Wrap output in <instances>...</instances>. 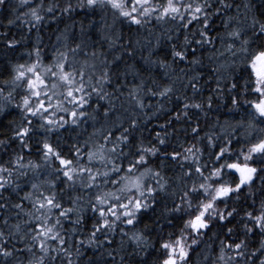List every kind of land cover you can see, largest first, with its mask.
Wrapping results in <instances>:
<instances>
[{"label": "snow or ice", "instance_id": "snow-or-ice-1", "mask_svg": "<svg viewBox=\"0 0 264 264\" xmlns=\"http://www.w3.org/2000/svg\"><path fill=\"white\" fill-rule=\"evenodd\" d=\"M30 2L31 0H19L20 6H29ZM8 5L9 0H0V7L7 8ZM232 7L233 4L228 0H163V3L160 0L155 2L153 0H76L75 4L71 0H66L63 6L50 4L45 8L41 0V3L35 7H28L25 12H20L15 6L8 9L9 15L5 17L4 26L27 25L28 32L38 30L37 26L43 24L46 17H50V20L55 22L57 9L61 15H67L69 18L77 9L83 11L86 17L96 15L98 10L110 9L113 22L110 25L107 23L102 25L106 30H112V34L103 37L109 48H114L116 42L123 38L114 30L117 20L126 21L129 26L135 25L137 28L149 24L153 17L156 21L179 19L184 30H188L194 22L200 24V27L191 33V38L189 35H184L182 42L179 38L173 42V37L167 36L170 45L167 49L160 47V39L157 38L156 45L149 52V56L157 55V59L143 57L146 65L143 71H150L153 65L167 70L172 65L185 61L189 65L200 67L202 59L196 55L198 48H203L205 45L214 46L218 40L224 43V36L219 33L212 34L215 31V18L221 16V23L226 30L225 36L232 41L226 44L225 51L230 53L232 59L229 63L218 64L210 70L215 87L211 90L212 94L200 102L195 101V96L202 91L200 80L204 78L203 72L191 68L190 71L194 74L187 75L185 69H179L180 73L187 76L188 83L184 87H190L193 96L177 97L182 103L172 119L187 120L193 139L201 142L206 139V147L214 151L209 153L212 165L210 168L207 163H200L204 150L197 147L196 143L184 148L183 152L173 150L162 153L164 159L176 161L181 169L185 168L183 161H191L187 165V170L183 172V177L191 178L195 174L203 181L198 185L193 182L190 187L184 184L180 189V203H176L174 199L176 190L169 192V184L161 175V171L147 166V157L157 156L161 154V147H167V132L163 137L160 133H156L155 139L160 147L154 144L145 146L143 141L133 144L130 131L125 128L120 136L116 137V143L111 148H106L107 142L113 136L109 131L103 136L105 145H99L96 152L87 153L89 163L99 156L105 166L111 164L109 171L105 172L99 170L93 172L92 168L80 165V147L73 145L69 149L75 157L74 163L73 159L65 158L46 139L48 134L58 132L66 124L78 125L81 119L89 118L90 114L85 111V107L90 106L93 94L98 100L108 101V107L97 104L96 111L105 118L109 117L116 107L114 100L118 97L115 93L120 92L123 87L121 78H126L128 73L141 76L143 74L134 64H125L123 70L120 68V61L124 55L129 58L135 56L136 46L141 45V40L133 41L129 38L128 42L121 46L122 54L113 56L112 60H108L103 51L91 52L90 57L93 60L99 59L102 65L100 74L93 83V76L89 75L86 80L84 68L75 67V60H69L70 54L75 57L79 52H83L92 39L83 21L80 27V42L76 43L75 47L63 44L62 47L65 49L63 51L60 48L55 49L53 62L49 65L43 64L42 49L39 47L41 41L38 37L36 45L26 53L29 58L34 56L35 59L31 63L12 66L8 73L9 78L4 80L3 86L0 87V96L6 101L0 104V125H4L7 120L6 126L12 131L11 137L0 140V145L7 148L11 142H18L21 150L14 160L8 162L9 167L0 164V209H17L19 211L16 215L19 217L24 211V202L27 201L30 205L29 211L25 213L29 220L25 221L24 225L21 223L11 225L7 233L0 230V241H3L0 243V258H3V264H9V258H13L16 252L32 254L33 259L29 264H45L46 256L55 260V256H50L52 252L63 254L66 264H109V262L111 264H190L191 253L199 247L201 238L213 227L222 229L227 240H220L219 255L212 264H257V260L258 264H264V199L260 200L257 207L256 191L253 190V186L259 181L258 191L264 195V128L257 127L258 124H264V0H247L243 4L245 9L243 20L225 15ZM240 7L236 5L237 13ZM12 13L16 15L13 17ZM94 26L95 21H90V27ZM67 31L66 25L64 32ZM2 35L5 38L4 46L8 50H15L23 40L27 39L24 36L19 39L15 36L9 38L7 31ZM197 36L199 39H196ZM57 40H60V36H57ZM147 43L151 44V40ZM237 43L239 47L236 46ZM193 44L197 48L191 47ZM85 55L89 54L85 53ZM90 68L94 69L95 65H91ZM113 77L116 81L113 92L104 91L106 85L113 84ZM180 78L177 76V79ZM205 83L208 81L205 80ZM143 85L144 81L141 79L139 84L129 89V96L137 99L136 93ZM20 86H23L26 94L21 97L19 103L13 105L11 103L14 99L13 92ZM5 88L10 89L6 96L3 95ZM148 91L152 96L167 97L173 92V88L167 86L159 92L149 88ZM225 96L230 100L232 106L230 111L239 108L241 104L247 105L251 110L250 118L247 121H237L235 125H228L232 131L220 142H217L218 138L215 134L205 133V136L201 137L199 120L197 119L192 126L190 113L193 110L204 112L205 107L211 110L214 100ZM247 96H253L255 99H242ZM137 104L143 107L138 99ZM101 108H103L102 112H100ZM17 110L20 117L19 124L15 120L8 119ZM58 112L68 114L70 120L65 119L64 116L56 119ZM33 118H37L36 125L33 124ZM171 122L170 119L168 124L170 125ZM136 124L137 122L132 120L130 127L135 128ZM166 126L161 125L162 128ZM241 128L245 129V132L235 142L240 143V139H243L245 144L234 149L233 139L229 137ZM257 133L259 135L255 142H252V136ZM34 135L41 136L36 143V149L44 164L49 167L53 162L59 164V167L53 169L55 180L44 182L52 191L46 195L41 191L44 184L33 182L30 185L31 190L24 191L23 196L19 197L20 202L11 204V196L23 191L12 177L15 175L18 180L22 176H27L26 169L30 168L35 172L41 167L40 164L31 161L25 164L22 154L25 150L29 152L32 150L30 140ZM118 145L129 147V154L134 157L128 162L126 169L123 165L116 164L112 158ZM132 148L135 150L132 151ZM120 155H125L123 150ZM140 168L144 170L136 175V171ZM121 171L125 172L124 176L111 180L112 184L120 185L114 192L98 193L86 204L81 197H69V202L73 206L67 208L57 199L56 181L61 177L69 188L74 187L79 180L82 188L91 189L94 186L100 187L96 183L98 178H105L103 182L108 183L106 178L110 174H119ZM205 171H208V175H204ZM229 175L236 179H225ZM149 178L154 181L155 186L147 182ZM9 187L12 191L5 197L3 193L9 192ZM63 191L61 189V192ZM169 199L172 200L171 207L167 203ZM249 200L251 204L248 207L251 210L242 208L241 205ZM157 208H160L159 213ZM54 210L58 211L55 217H53ZM89 211L92 213L91 216L87 214ZM149 213L152 215L149 216ZM70 215L75 216V220L70 221L73 225L71 232H80L84 236L83 239L75 241L74 251L66 246L67 238L62 234L65 231L63 221L69 220ZM185 216L187 219L184 218ZM33 220L34 224H32ZM233 221L236 223L233 224ZM3 224L8 226L7 217L4 218ZM30 224L31 227H27ZM141 224L143 226L138 227ZM121 225L128 226L129 231H125ZM25 227L27 231H24ZM85 228L86 231H82ZM118 228L120 240L116 241L114 236ZM165 229L174 230L166 233L167 239L164 238ZM234 232L240 233L242 238H234ZM17 235L21 240L27 238L24 249L8 246L7 240ZM257 235L261 237L259 246L250 250L249 237ZM50 242H57L58 246L51 248ZM37 247L41 253L38 257L34 252ZM16 264L21 262L17 261Z\"/></svg>", "mask_w": 264, "mask_h": 264}, {"label": "trees", "instance_id": "trees-1", "mask_svg": "<svg viewBox=\"0 0 264 264\" xmlns=\"http://www.w3.org/2000/svg\"><path fill=\"white\" fill-rule=\"evenodd\" d=\"M45 8L50 4H60L63 6L66 3V0H42ZM73 4L76 3V0H71ZM155 2V0H153ZM163 3V0H160ZM228 2L233 4L231 9L226 11V16H234L238 17V19L243 20L245 9L243 8V4L247 2V0H228ZM41 3V0H31L29 6H20L19 0H9L8 7H0V87L3 86L2 82L9 78V71L12 66L16 64H24L31 63L32 60L35 59L33 56L29 58L26 53L31 51L33 47L36 45L38 41V37L40 38L39 47L42 49L43 56V64L49 65L53 62V53L55 49L60 48L61 51L65 50L62 45L67 44L68 47H75L76 43H79V34L81 21L85 28H88L92 39L89 41V46L83 50V52H79L75 57L69 55V60H75V67L80 68L83 67L86 73L85 79L87 80L88 76H93V83H95V78H97L100 74V70L102 65L100 64V60H93L90 57V53L93 51H103L106 54L108 60H112L113 56L122 54V45L126 44L131 38L133 41L136 39L141 40V45L136 46L137 50L135 56L129 58L127 55L123 56L122 61H120L121 70L124 69L125 64H134L135 68L140 69L143 73L141 75H134L132 73H128L125 77L121 78V83L123 87L120 89V92L115 93V96L118 97L114 100L116 107L112 110L109 117L105 118L102 115L98 114L96 111L97 104L103 105L104 107H108L107 100H98V97L93 94L90 101V106L85 107V111L89 113V118L81 119L78 122V125L66 124L64 128L59 129L58 132L48 134L46 139L50 142L54 148L59 150L61 154L68 159H73L75 163V157L70 153L69 149L76 145L81 148L79 163L82 166L90 167L93 169V172L99 170L100 172L109 171L111 168V164L105 166L104 162H101L99 156L94 158V160L89 163L87 158L88 151L96 152L99 145H105V141L103 139L104 135H107L109 131L113 133V136L110 138L109 142L106 144V148H111L113 144L116 143V137L120 136L125 128H128L130 131V138L133 140V144H138L140 141H143L145 146L157 145V141L155 139L156 133H160L161 136H164V133L167 132L168 135L166 137L167 147H161V154L157 156H149L148 159V167H152L154 170L158 169L161 171V175L168 182L169 188L168 191L171 192L176 190V197H174L176 203H180L179 195L180 189L184 184H187L189 187L195 182L197 185L203 182L197 175H193L191 178L183 177V172L187 170V165L191 163V161H183L185 164V168L181 169L179 163L172 160L164 159L162 153L172 152L173 150L183 152L184 148L189 147L192 143H196L197 147L203 149V155L200 158V163L211 165V158L209 153L214 151L213 149L207 148V141H197L193 139V135L191 134L190 124L187 120L176 121L172 119L174 117L175 112L181 106L182 101L178 100L177 97H192L193 92L192 89L185 88L184 85L188 83L187 76L180 73L179 69H185L187 75L194 74L190 71L191 68H195V71H202L204 78L200 80V85L202 86V91L200 94L195 96V101L200 102L201 100H205L206 97L212 94L211 90L215 87L213 75L211 73V69L217 66L218 64L227 63V59L220 58V54L225 50L226 44L231 43L225 36V28L221 23V16H217L215 18V31L212 33L216 35L219 33L221 36H224V43H221L219 40L212 45H205L203 48H198L197 57L202 59V65L200 67H195L189 65L187 61L184 63H177L172 65L169 69H163L158 66H151L150 71H143V68L146 67L144 65L143 57H149L151 60H156L157 55L149 56V52L153 49V46L156 45L157 38L160 39V47L167 49L170 45L167 41V36L171 35L173 37V42L179 38V41H183L184 35H189L191 38V33L200 27L198 22H194L188 30H184L181 27V22L179 19L176 21L172 20H164V21H156L153 17L149 24L145 25L143 28H137V26L129 24L125 22H121L117 20L114 25V30L117 34L122 35V39L116 42V46L114 48H109L107 41L103 38L104 35L112 34V30H106L102 25L105 23L112 24L113 22V14L112 10L107 9L105 11H97V14L91 17H86L83 11L77 9L76 12H73L71 18L67 15H61L59 10L56 11L57 20L52 22L50 17H46L45 22L41 25H38V30H33L28 32V26L25 25L23 27H19L16 25L7 26L5 17L9 15V8L15 6L19 8L20 12H25L28 10V7H35L37 4ZM236 5H240L239 13H237ZM43 14V13H42ZM13 17L16 13H12ZM103 18V19H102ZM75 21V24H73ZM90 21H95V26L90 27ZM186 22V21H185ZM68 26V31L64 32L65 26ZM230 30V29H229ZM7 31L9 33V38L15 36L19 39L21 36L27 37V39L21 42V45L18 46L15 50H8L4 46V36L2 33ZM75 34V35H74ZM57 36H60V40L58 41ZM67 37V40H65ZM196 39H199L197 36ZM151 40V44H148L147 41ZM60 42V44H58ZM239 47V44L236 45ZM191 47L197 48L195 44ZM85 53L89 55H85ZM157 54H159V50H157ZM227 54H229L227 52ZM103 59V57H101ZM170 59V58H169ZM189 59L191 56L189 55ZM91 65H95V68H90ZM167 72V75H165ZM177 76H180V79H177ZM141 79L144 81V85L138 92L136 93L137 99L140 100L143 104V107H140L137 104V99H133L129 96V89L132 88L133 85L139 84ZM205 80L208 83H205ZM153 81L155 83H153ZM115 77H113V84L106 85L104 91L109 93L113 92ZM51 83V80L49 81ZM171 86L173 88V92L169 94L167 97H162L159 95L152 96L148 91L150 88L152 91L159 92L164 87ZM10 89L5 88L4 96L7 95V92ZM61 89H58V91ZM23 86H20L13 92L14 99L11 101L13 105L19 103L21 101V97L25 95ZM242 99H255L253 96L243 97ZM191 102V101H189ZM6 103L3 99V96H0V104ZM217 105H219L217 107ZM67 106V105H66ZM70 107V106H68ZM230 100L227 97H221L214 100V106L211 110L205 107L204 112H200L198 110H193L190 113L192 117V126H194L196 120H199L202 131L200 132V136L204 137L205 133L208 135L215 134V137L218 138L217 142L222 141L225 136L232 131L228 125H235L237 121L245 120L247 121L250 116V109L247 105L241 104V106L237 109H231ZM103 111V108L100 109V112ZM206 113V114H205ZM60 116H64L65 119L70 120L68 114L64 112H58L55 116L56 119H59ZM92 117H95L93 119ZM242 117V118H241ZM9 120H15L17 124L20 123V117L18 114V110L12 117L8 118ZM172 120L171 124H168L169 120ZM132 120L137 122L135 128H131L130 124ZM8 121L6 120L4 125H0V140H7L12 135V131L9 127H7ZM33 124H37V118H33ZM161 125H167L162 128ZM260 128H264V124H259ZM223 126V127H222ZM245 129H238L232 136L229 138L233 139V148L238 149L242 145L245 144L243 139H240V143H236V139L241 138ZM259 135V134H258ZM257 138V134L254 135L251 140L255 142ZM41 139L40 135H34L31 137L30 143L32 145V150L29 152L27 150L23 151L24 163L27 164L29 161L32 163L40 164L41 167L38 171H33L32 169L27 170V176H22L18 180L14 175L12 179L18 183L23 191H19L18 194H13L11 196L10 203H19V197H22L24 191H29L31 183L35 182L38 184H44L45 181L55 180V175L53 174V169L59 167L58 162H53L51 167L44 164L41 155L37 152L36 143ZM121 150L125 153L124 156L120 155ZM135 149L132 148V151ZM20 145L18 142H11L10 145L5 148L3 145H0V164L5 167H9V161L14 160L17 154H20ZM129 147H124L123 145L117 146V151L115 154H112V158L114 159L116 164L123 165V168L126 169L128 166V162L133 160L134 157L129 154ZM107 155V153H105ZM143 168H140L136 171V175L139 172L143 171ZM125 172L121 171L119 174H110L106 179L109 181L108 183H104L103 180L105 178H98L96 181L97 184L100 185L99 188L92 187L91 189H84L81 187L79 180L74 187L69 188L63 181L64 178L61 177L60 180L56 181L57 187L55 191L57 192V199L63 204L65 208L72 207L73 205L69 202V197H81L82 201L86 204L90 199H93L94 196L101 192H114L116 191L120 185L112 184L111 180H116L121 176H124ZM204 175H208V171L204 172ZM86 179V176L84 177ZM227 180H235L234 176H226ZM149 184L155 186V183L150 178L147 181ZM260 188V182L257 181L256 185L253 186V190L256 191V205L259 206V202L261 199H264V195H261L258 191ZM61 189L64 191L61 192ZM12 191V188L9 187V192L3 193L5 197L9 196V193ZM41 191L44 193L50 194L52 189H49L46 184L41 188ZM247 191V189H246ZM163 195V194H162ZM168 206H172V200L169 199L167 201ZM195 204V201H193ZM251 204V200L246 201L242 208L246 210H251L248 206ZM221 207L223 205H220ZM30 209V205L27 201L24 202V211L21 212L20 216L17 217L16 212L19 211L14 208H9L7 210L0 209V230L5 231L6 233L9 231V226L14 225L16 223H21L24 225V222L29 220V217L25 215ZM160 208H157V213H159ZM89 216L92 213L89 211L87 213ZM242 214V213H241ZM58 215V211H53V217ZM149 216L152 214L149 213ZM8 218V226L3 224L4 218ZM187 219V216L184 217ZM71 220H75L74 215H70L69 220H64V232L62 234L66 235L67 238V247H70L74 251L75 241L77 239H83L84 236L81 235L80 232L72 233L71 229L73 225L71 224ZM35 221H32L34 224ZM89 223H91L89 221ZM163 223V221H161ZM236 221H233L235 224ZM143 225H139L138 227H142ZM231 227L232 225H228ZM27 227H31V224ZM27 227L24 228V231H27ZM124 227L125 231H129L128 226L121 225ZM82 231H86L82 229ZM174 231L173 229H165L164 238L167 239V232ZM216 233V235H213ZM70 237V238H68ZM234 238H242L240 233L234 232ZM116 241L120 240L119 228L114 236ZM202 242L199 247L195 249L194 252L191 253L190 264H212V261L215 260L216 256L219 255L220 248V240H227V237L224 235V231L220 228L213 227L206 236H203ZM261 237L250 236L249 237V249L254 250L259 246V241ZM27 238L25 240H21L20 236L17 235L14 238H9L7 240L8 246L11 248L15 246L17 249H24L26 247ZM3 243V241H0ZM58 246L57 242H50L49 247L55 248ZM35 255L38 257L41 255L39 248L34 249ZM91 255V252H89ZM50 256H55L56 259L52 260L49 256L45 257V264H66V258L63 257V254H57L56 252L50 253ZM208 257V259H205ZM33 259L32 254L28 252H16L13 258H9V264H16L17 261L21 262V264H29V261ZM75 260V256H73ZM0 264H3V258H0ZM111 264V262H109ZM258 264V260H257Z\"/></svg>", "mask_w": 264, "mask_h": 264}, {"label": "rangeland", "instance_id": "rangeland-1", "mask_svg": "<svg viewBox=\"0 0 264 264\" xmlns=\"http://www.w3.org/2000/svg\"><path fill=\"white\" fill-rule=\"evenodd\" d=\"M59 41H63V40H59ZM58 44H60V42H58ZM221 53H222V55L220 54V58H223V56L226 54V55L224 56L223 59H227V60H228L227 63H229V62L231 61V59H232L231 56H230V53L227 54V51H225V50L222 51ZM227 63H225V64H227ZM250 111H251V110H250ZM241 118H242V117H241ZM257 127L260 128V125L258 124ZM257 135H258V133H257ZM253 136H254V135H253ZM253 136H252V137H253Z\"/></svg>", "mask_w": 264, "mask_h": 264}]
</instances>
